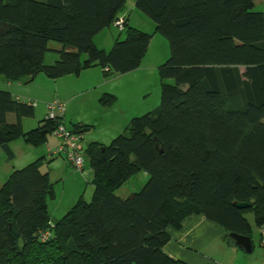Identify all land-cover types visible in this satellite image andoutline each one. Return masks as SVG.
<instances>
[{
    "label": "trees",
    "instance_id": "1",
    "mask_svg": "<svg viewBox=\"0 0 264 264\" xmlns=\"http://www.w3.org/2000/svg\"><path fill=\"white\" fill-rule=\"evenodd\" d=\"M126 2L0 0V20L17 27L0 35V76L55 79L92 65L106 74L136 69L153 35L132 27L125 15L124 39L110 50L94 43ZM255 3L135 0L170 44L159 66V106L133 117L110 144L88 145L93 197H81L55 220L48 207L54 183L40 161L13 171L0 187V264H188L169 257L164 246L169 228L189 215L250 236L246 214L252 211L255 225L264 227V13ZM50 42L60 44V57L47 65ZM34 112L31 100L0 90V146L11 156V141L22 137L41 146L55 129L57 122L45 118L24 131L22 119ZM140 171L149 175L145 185L118 196L115 191Z\"/></svg>",
    "mask_w": 264,
    "mask_h": 264
},
{
    "label": "rangeland",
    "instance_id": "2",
    "mask_svg": "<svg viewBox=\"0 0 264 264\" xmlns=\"http://www.w3.org/2000/svg\"><path fill=\"white\" fill-rule=\"evenodd\" d=\"M120 14H125L128 17L132 27L148 32L155 37L142 66L129 73L121 74L117 78L112 75L106 77V81H113L106 86V90L103 92L104 87L96 88L94 92L89 91V93L80 94L77 99L69 104L67 99L62 98L68 94V88L59 87L57 89L54 85H60L64 80H75L77 78L76 74L65 77L67 79H63L64 77L61 76L58 81L53 78L48 79L49 77L43 73L33 78L23 77L17 81H8L4 76H0V90L11 91L13 96L20 99V101H35L34 116L22 119L24 131L41 126L42 120L47 114L46 104L53 100L65 103L64 125L74 128V124H83L87 127L86 130L81 132V141L84 146L82 153L84 167L80 171L74 169L64 156L49 154L48 145L54 149L57 144L56 137L52 133L48 134L47 143L41 146L29 144L22 137L11 141L9 147L13 156L10 155L7 149L0 146V187L8 180L13 171L21 169L32 162L40 161L41 170L43 172L48 171L56 193L55 199L48 202L53 220L65 214L81 197L86 201H91L93 197V172L87 153L88 145L91 142L98 141L108 145L115 137L125 133V125L128 123L123 124L120 130L117 129V125H119L117 120L124 117L127 109L129 110L128 119L131 120L134 116L153 111L160 104L161 78L158 60L162 59L160 62L162 64L169 58L171 53L169 41L156 32V23L135 6V0H127L124 10ZM126 35L125 30L120 31L112 25L98 33L94 37V43L100 49L110 50L115 40L124 39ZM59 47L60 44L56 42L48 44L44 64H54L59 59L60 56L57 51ZM169 82L173 83V79ZM107 93H113L114 101L109 102L110 97ZM15 118L14 113L8 114L7 119L9 122H15ZM124 120L127 121V118ZM113 126L116 128H113ZM144 174L143 171L133 174L115 193L122 198H126L138 192L149 179V175ZM246 215L254 229L253 238L257 240L254 213L248 211Z\"/></svg>",
    "mask_w": 264,
    "mask_h": 264
},
{
    "label": "crops",
    "instance_id": "3",
    "mask_svg": "<svg viewBox=\"0 0 264 264\" xmlns=\"http://www.w3.org/2000/svg\"><path fill=\"white\" fill-rule=\"evenodd\" d=\"M255 8L256 10H260L264 13V0H256ZM124 15L125 14H121V16ZM112 25L114 26V24ZM154 37L155 36L153 35L150 41V45ZM148 50L144 58L142 59L140 66L136 69H139L142 66L143 60H145V57H147L146 55L148 53ZM161 60L162 59L158 60L160 65ZM126 73L106 74L105 70L99 65H92L91 67L82 70V72L77 75V78H75V80H61V84L59 85L57 82L59 86L54 85V87H57V89H59V87L68 88V94L62 98L67 99L70 104L75 99H77V96H79L80 94L89 93V91L94 92L96 91V88L98 89L99 87L105 88L102 90V92L106 90V86L109 85L111 81H113H106V77H110L112 75L117 78L119 75ZM69 75H65L63 76L64 78H62L67 79L65 77ZM55 79L56 81H58L59 79H61V77ZM46 82L47 80L45 81V83ZM128 113L129 110L127 109L124 117L118 118L117 123L119 125H117V129L121 130L123 124L129 123L130 120L128 119ZM125 118H127V121L124 120ZM77 122L87 123L85 121ZM127 125H125V128ZM66 128L75 131L74 128L68 126H66ZM113 128L116 127L113 126ZM49 148L53 150V148L48 145V149ZM144 175L147 174L145 173ZM169 232L171 235V239L164 246V252L173 259L181 260L188 264H264V233L260 227L256 226L257 240H254L253 238L254 229L252 231V234L249 236L252 242L250 250L245 249L240 244H236V240H234L230 236V233L226 232V230L220 224L207 219L202 214H192L187 216L180 227H171L169 228Z\"/></svg>",
    "mask_w": 264,
    "mask_h": 264
},
{
    "label": "built area",
    "instance_id": "4",
    "mask_svg": "<svg viewBox=\"0 0 264 264\" xmlns=\"http://www.w3.org/2000/svg\"><path fill=\"white\" fill-rule=\"evenodd\" d=\"M125 17L120 16L114 21V26L120 30H124ZM108 70V69H107ZM32 104L35 102L31 100ZM47 114L45 118L48 120H55L57 125L52 131V134L56 137L57 144L55 149H48L50 155L64 156V158L69 162V164L76 170L80 171L84 167L83 160V144L81 141V133L73 130H69L63 123V116L65 114V103L59 100H53L46 104ZM264 233V227L262 228ZM49 231L43 232L41 238L43 240L50 236Z\"/></svg>",
    "mask_w": 264,
    "mask_h": 264
},
{
    "label": "water",
    "instance_id": "5",
    "mask_svg": "<svg viewBox=\"0 0 264 264\" xmlns=\"http://www.w3.org/2000/svg\"><path fill=\"white\" fill-rule=\"evenodd\" d=\"M17 28L16 25L10 24V23H6L2 20H0V35L2 33H6L9 32L10 30ZM66 50H74L76 51L77 49L71 45H66L65 46ZM250 204L248 202H236L235 206H237L238 208H246L248 207ZM230 236L236 240V244H240L241 246H243L245 249L250 250L251 248V238L248 235H243V234H239V233H235V232H231Z\"/></svg>",
    "mask_w": 264,
    "mask_h": 264
},
{
    "label": "clouds",
    "instance_id": "6",
    "mask_svg": "<svg viewBox=\"0 0 264 264\" xmlns=\"http://www.w3.org/2000/svg\"><path fill=\"white\" fill-rule=\"evenodd\" d=\"M18 99V98H17Z\"/></svg>",
    "mask_w": 264,
    "mask_h": 264
}]
</instances>
